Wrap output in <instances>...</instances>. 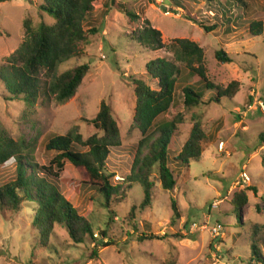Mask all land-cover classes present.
I'll use <instances>...</instances> for the list:
<instances>
[{"label":"rangeland","instance_id":"374dc122","mask_svg":"<svg viewBox=\"0 0 264 264\" xmlns=\"http://www.w3.org/2000/svg\"><path fill=\"white\" fill-rule=\"evenodd\" d=\"M225 2L191 0L189 8H179L172 7L171 0H97L95 16L85 25L89 31L80 43L81 55L63 62L58 70L90 65L74 96L64 103L39 100L34 108H28L21 100L8 99L0 78V123L15 139L37 137L31 154L42 165H49L54 156L46 149L49 138L72 129L85 138L91 136L96 129L90 120L97 116L103 100L110 104L123 144L113 150L109 169L122 179L130 171L142 137L134 125V80L144 79L156 88L145 66L156 57H171L166 49L151 51L139 42L137 34L146 19L161 32L166 45L176 38L198 43L205 51L208 78L214 85L226 88L234 81L241 84L233 99L224 97L220 103L209 101L192 108L183 105L185 83L178 86V105L161 116L183 117L174 137L176 151L183 147L196 122L202 125L207 139L202 143L199 162L172 166L178 181L174 190L165 191L153 177L152 202L142 208L145 195L141 184L136 183L127 202L111 219L112 214L103 206L104 197L82 184L79 172L68 162L59 180L61 192L91 220L97 240L89 238L76 245L63 228L57 227L52 242L42 247L39 233L32 227L34 204L26 203L18 213L5 217L0 212V264H264L253 258L250 246L253 226L264 225V144L260 139L264 110L258 102H264V33L254 37L249 32L253 21L264 24V0H250L249 9L235 0L229 9ZM38 3L0 0V69L26 39V18L35 23L42 20ZM125 9L140 18L132 21ZM217 19L226 22L210 33L200 26V22L217 24ZM221 49L232 61L216 58ZM200 92L208 99L217 93ZM15 173V161L0 165V184ZM248 187H256L258 193L248 191L249 203L241 212L231 201L237 190ZM194 223L198 229H192ZM206 223L209 228L220 224L221 235L215 236L204 226ZM101 231L107 232L103 242L112 245L104 246ZM95 249L97 255L93 254Z\"/></svg>","mask_w":264,"mask_h":264},{"label":"trees","instance_id":"16d2710c","mask_svg":"<svg viewBox=\"0 0 264 264\" xmlns=\"http://www.w3.org/2000/svg\"><path fill=\"white\" fill-rule=\"evenodd\" d=\"M171 1L174 3L172 7L189 8L191 0ZM235 1L247 9L251 7L250 0ZM38 2L42 20L35 23L31 17L26 18V39L0 69L8 99L21 100L28 108H34L39 100L42 103H64L76 93L90 65L84 63L62 72L58 70L63 62L81 55L80 43L86 40L89 31L85 25L95 16L97 0ZM232 3V0H226L225 6L230 9ZM222 10V16H225V9ZM124 11L132 21L140 18L132 11ZM189 19L195 20L194 17ZM217 21L219 23L211 26L200 22V26L210 33L218 24L226 22L225 19ZM249 32L254 37L261 36L264 33L263 22L253 21ZM137 38L151 51L166 49L171 57H156L145 66V72L156 82V88L144 79L134 80L137 97L134 125L142 137L136 146L130 171L122 180L117 179L115 171L109 169L113 150L120 148L123 142L113 108L105 100L101 102L97 116L90 120L96 129L94 134L85 138L77 129H72L47 140L46 149L54 152L49 165L37 163L31 154L37 145V137L28 139L21 136L15 139L0 123V165L9 161L16 163L15 175L0 184V212L6 217L20 212L26 203L34 204L32 227L39 233L42 247L52 242L57 227L63 228L76 245L86 243L89 238L97 240L91 220L82 215L61 192L59 180L66 163H71L77 169L82 184L94 188L104 197L103 206L112 214L111 219H114L117 208L127 202L130 189L136 183H140L143 188L145 197L141 207L145 208L152 202L153 177L165 191H172L178 182L172 166L178 164L180 167L181 163L189 165L194 161L199 162L203 157L202 143L207 135L200 123L194 124L189 138L176 151L174 137L183 117L177 114L173 119L161 118L176 105L178 86L185 83L182 94L183 105L187 108L207 105L209 101L220 103L224 97L233 99L240 90L239 81L232 82L226 88L210 81L205 51L195 41L176 38L166 45L161 32L148 19L138 31ZM216 58L222 62L232 61L222 49L216 52ZM201 90H216L217 93L215 96L211 94L208 99ZM260 139L264 144V132L260 134ZM248 191L258 193L256 187H248L237 190L232 198V204L241 212L249 203ZM172 206L179 218L176 201H172ZM101 235L104 246L112 245L109 241L103 242L107 239L106 231H101ZM250 246L253 258L259 263L264 262V225L253 226ZM93 254L97 255L96 249Z\"/></svg>","mask_w":264,"mask_h":264},{"label":"built area","instance_id":"2783aa9c","mask_svg":"<svg viewBox=\"0 0 264 264\" xmlns=\"http://www.w3.org/2000/svg\"><path fill=\"white\" fill-rule=\"evenodd\" d=\"M258 102H259V104H260V107H261V109H263L264 110V102L262 101V100H258ZM117 179H121L120 177H117ZM241 183V182H240ZM239 183V184H240ZM206 228H208V229H210V231L215 235V236H219V235H221V232H222V229H223V227L220 225V224H218V225H216V226H213V227H211V228H209V225H208V223H206L205 225H204ZM203 226V227H204ZM199 227H198V224L197 223H194L193 225H192V229H198Z\"/></svg>","mask_w":264,"mask_h":264}]
</instances>
